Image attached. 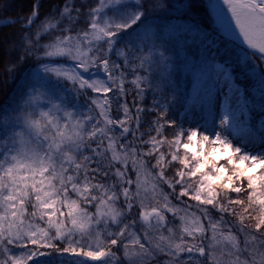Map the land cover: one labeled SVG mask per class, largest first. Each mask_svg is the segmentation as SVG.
<instances>
[{
  "label": "snow or ice",
  "instance_id": "6c2138e0",
  "mask_svg": "<svg viewBox=\"0 0 264 264\" xmlns=\"http://www.w3.org/2000/svg\"><path fill=\"white\" fill-rule=\"evenodd\" d=\"M39 7L4 22L0 264H264V0Z\"/></svg>",
  "mask_w": 264,
  "mask_h": 264
},
{
  "label": "trees",
  "instance_id": "16d2710c",
  "mask_svg": "<svg viewBox=\"0 0 264 264\" xmlns=\"http://www.w3.org/2000/svg\"><path fill=\"white\" fill-rule=\"evenodd\" d=\"M8 8L6 11L0 12V17L11 16L14 19L27 15L31 10L34 3H39L40 7L38 9L41 16L45 15L51 10L53 3H58L59 0H6ZM3 5L0 4V8ZM197 19L203 20L205 18L204 8L201 6L198 9ZM21 25L20 23L0 25V104L4 103L9 95H11L19 84L23 82V76L25 73L23 71H18L16 74V80L10 81L8 78V73L5 70V64L8 62L11 55H15V51L11 55L8 54L7 49L10 47L11 42L18 39L19 31ZM4 47V49H2ZM126 87H131L126 85ZM131 96L128 97L129 106L131 107ZM165 135L171 137L169 131L165 132Z\"/></svg>",
  "mask_w": 264,
  "mask_h": 264
},
{
  "label": "rangeland",
  "instance_id": "374dc122",
  "mask_svg": "<svg viewBox=\"0 0 264 264\" xmlns=\"http://www.w3.org/2000/svg\"><path fill=\"white\" fill-rule=\"evenodd\" d=\"M245 48H246V46H244ZM2 49H4V47H2ZM15 56H16V54L15 55H11L10 57H9V61L11 60V61H14L15 60ZM5 66V65H4ZM102 75V74H101ZM120 254L118 253V256H119Z\"/></svg>",
  "mask_w": 264,
  "mask_h": 264
},
{
  "label": "water",
  "instance_id": "95a60500",
  "mask_svg": "<svg viewBox=\"0 0 264 264\" xmlns=\"http://www.w3.org/2000/svg\"><path fill=\"white\" fill-rule=\"evenodd\" d=\"M6 21L5 18H0V24L4 23Z\"/></svg>",
  "mask_w": 264,
  "mask_h": 264
}]
</instances>
